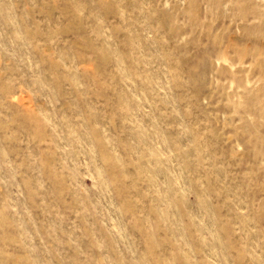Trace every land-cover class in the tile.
<instances>
[{
    "label": "rangeland",
    "instance_id": "1",
    "mask_svg": "<svg viewBox=\"0 0 264 264\" xmlns=\"http://www.w3.org/2000/svg\"><path fill=\"white\" fill-rule=\"evenodd\" d=\"M0 264H264V0H0Z\"/></svg>",
    "mask_w": 264,
    "mask_h": 264
}]
</instances>
